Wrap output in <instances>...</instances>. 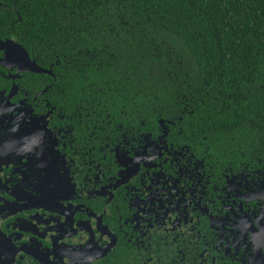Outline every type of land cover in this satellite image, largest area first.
Wrapping results in <instances>:
<instances>
[{
    "label": "flooded vegetation",
    "instance_id": "flooded-vegetation-1",
    "mask_svg": "<svg viewBox=\"0 0 264 264\" xmlns=\"http://www.w3.org/2000/svg\"><path fill=\"white\" fill-rule=\"evenodd\" d=\"M5 1L0 264H264V169L199 157L164 121L76 113L57 62L3 34Z\"/></svg>",
    "mask_w": 264,
    "mask_h": 264
},
{
    "label": "trees",
    "instance_id": "trees-1",
    "mask_svg": "<svg viewBox=\"0 0 264 264\" xmlns=\"http://www.w3.org/2000/svg\"><path fill=\"white\" fill-rule=\"evenodd\" d=\"M3 34L57 62L76 113L164 121L199 157L264 169V0H6Z\"/></svg>",
    "mask_w": 264,
    "mask_h": 264
},
{
    "label": "water",
    "instance_id": "water-1",
    "mask_svg": "<svg viewBox=\"0 0 264 264\" xmlns=\"http://www.w3.org/2000/svg\"><path fill=\"white\" fill-rule=\"evenodd\" d=\"M9 42L14 46L18 45L11 40H9ZM15 47H16L18 53L20 54V56L15 54L12 57H16V56L19 58L21 57V59H23V61H25L23 70H30V71H34V72H47V70L37 66L34 62H32V61L29 62L28 57H27V52L24 48H22L20 45L15 46ZM21 55H23V56H21Z\"/></svg>",
    "mask_w": 264,
    "mask_h": 264
}]
</instances>
